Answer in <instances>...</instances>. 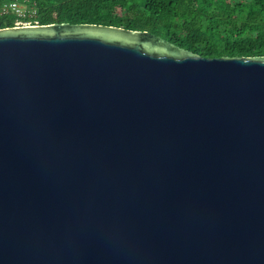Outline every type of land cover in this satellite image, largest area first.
Instances as JSON below:
<instances>
[{"label":"water","instance_id":"obj_1","mask_svg":"<svg viewBox=\"0 0 264 264\" xmlns=\"http://www.w3.org/2000/svg\"><path fill=\"white\" fill-rule=\"evenodd\" d=\"M0 264H264V56L1 28Z\"/></svg>","mask_w":264,"mask_h":264},{"label":"trees","instance_id":"obj_2","mask_svg":"<svg viewBox=\"0 0 264 264\" xmlns=\"http://www.w3.org/2000/svg\"><path fill=\"white\" fill-rule=\"evenodd\" d=\"M11 0H0V5ZM38 25L147 31L201 57L264 56V0H26ZM29 18V17H27ZM16 16L0 17V29Z\"/></svg>","mask_w":264,"mask_h":264},{"label":"built area","instance_id":"obj_3","mask_svg":"<svg viewBox=\"0 0 264 264\" xmlns=\"http://www.w3.org/2000/svg\"><path fill=\"white\" fill-rule=\"evenodd\" d=\"M8 14L16 16L14 27L19 26H37L38 22L32 20L34 17L35 9L33 4H29L26 0H11L0 5V17ZM29 17V18H27Z\"/></svg>","mask_w":264,"mask_h":264}]
</instances>
